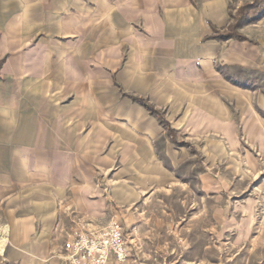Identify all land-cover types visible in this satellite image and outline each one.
Segmentation results:
<instances>
[{
	"label": "crops",
	"instance_id": "0c3cea01",
	"mask_svg": "<svg viewBox=\"0 0 264 264\" xmlns=\"http://www.w3.org/2000/svg\"><path fill=\"white\" fill-rule=\"evenodd\" d=\"M248 2L0 0L9 262L60 264L75 231L111 221L134 245L138 227L127 215L138 199L175 187L176 169L196 155L206 171L208 136L220 150L241 100L255 119L264 95L234 73L264 72V16L238 30L244 40L208 39ZM132 98L160 110L173 137Z\"/></svg>",
	"mask_w": 264,
	"mask_h": 264
},
{
	"label": "rangeland",
	"instance_id": "374dc122",
	"mask_svg": "<svg viewBox=\"0 0 264 264\" xmlns=\"http://www.w3.org/2000/svg\"><path fill=\"white\" fill-rule=\"evenodd\" d=\"M234 74L256 80L253 88L264 95V72ZM247 105L241 100L233 135L217 138L220 150L208 136L206 171L196 155L176 169L175 187L152 190L130 208L138 240L125 264H264V106L256 103L253 119ZM10 223L0 203V264H15L5 246Z\"/></svg>",
	"mask_w": 264,
	"mask_h": 264
},
{
	"label": "built area",
	"instance_id": "2783aa9c",
	"mask_svg": "<svg viewBox=\"0 0 264 264\" xmlns=\"http://www.w3.org/2000/svg\"><path fill=\"white\" fill-rule=\"evenodd\" d=\"M63 249L67 264H125L131 253L127 233L118 221L101 231H75Z\"/></svg>",
	"mask_w": 264,
	"mask_h": 264
},
{
	"label": "trees",
	"instance_id": "16d2710c",
	"mask_svg": "<svg viewBox=\"0 0 264 264\" xmlns=\"http://www.w3.org/2000/svg\"><path fill=\"white\" fill-rule=\"evenodd\" d=\"M261 15L264 16V0H251V2L245 3L241 8H239L236 14L231 17L232 21L227 29L222 32L214 31V34L208 37V39H215L218 41H226L230 39L239 41L244 40L245 38L238 33V30L247 24L258 21ZM227 80L230 81V79ZM237 86L246 88L243 84H237ZM132 100L146 108L149 114L154 116L159 124L165 127L168 130L169 135L173 137V132L169 128V124L160 110L156 109L153 105L143 99L132 98ZM180 144L187 146L186 143Z\"/></svg>",
	"mask_w": 264,
	"mask_h": 264
}]
</instances>
